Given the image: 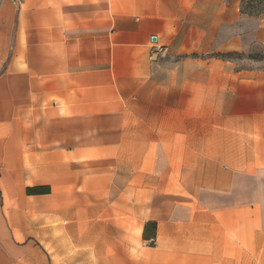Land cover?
Segmentation results:
<instances>
[{
  "label": "crops",
  "instance_id": "1",
  "mask_svg": "<svg viewBox=\"0 0 264 264\" xmlns=\"http://www.w3.org/2000/svg\"><path fill=\"white\" fill-rule=\"evenodd\" d=\"M241 3L0 0V264H253L264 15Z\"/></svg>",
  "mask_w": 264,
  "mask_h": 264
},
{
  "label": "rangeland",
  "instance_id": "2",
  "mask_svg": "<svg viewBox=\"0 0 264 264\" xmlns=\"http://www.w3.org/2000/svg\"><path fill=\"white\" fill-rule=\"evenodd\" d=\"M242 3H243L242 9L244 11H249V10L252 9V11L254 13H256V14H258V13L261 14L262 12L264 13V0H244ZM228 59L232 60V61H241L243 58H242V56L231 55V56H229ZM171 61H172V59H169L167 57H163V58L160 59V64H165V63L171 62ZM75 141H77L76 144H80L81 139L77 138V139H75ZM125 170H127V167L125 168L122 165V171H125ZM129 171H130V168H129ZM121 173H122V176H125V172H121ZM186 176H188V175H186ZM190 178H192V176H190ZM133 188H135V187H129V186H125V185H121V186H117L116 185L115 187L111 188V193H114V194H117V193L131 194V193H133ZM148 188L151 191H152V189H153V191H155L158 187L157 186H150ZM192 188H193L192 186L191 187L186 186L187 190H192ZM150 244L153 245L152 242H150ZM46 247H47V244H46ZM48 251L49 250L47 248V252ZM250 253H251V256H253L252 257L253 258V260H252L253 264H258V256H261V255H262L261 261L264 263V249L263 250L262 249L258 250V249L252 248V246H251ZM63 260H64V257L59 256L58 262L61 263V261H63ZM43 264H49V262L48 261L47 262H43Z\"/></svg>",
  "mask_w": 264,
  "mask_h": 264
},
{
  "label": "trees",
  "instance_id": "3",
  "mask_svg": "<svg viewBox=\"0 0 264 264\" xmlns=\"http://www.w3.org/2000/svg\"><path fill=\"white\" fill-rule=\"evenodd\" d=\"M244 0H242L243 2ZM242 6H243V3H241V8H240V13L243 14V15H246V16H250V17H260L262 15H264V13L260 14H256L251 10L249 11H244L242 9ZM232 54H214L212 55L213 57L215 58H219V59H228L229 56H231ZM50 192V189L48 186H42V187H35V188H28L26 189V194L27 195H45V194H49ZM151 227L152 229L151 230H148V228ZM154 232H155V224L154 223H148L145 227V230H144V233H143V238H147L149 236L147 235H151V236H154ZM148 233V234H147Z\"/></svg>",
  "mask_w": 264,
  "mask_h": 264
},
{
  "label": "built area",
  "instance_id": "4",
  "mask_svg": "<svg viewBox=\"0 0 264 264\" xmlns=\"http://www.w3.org/2000/svg\"><path fill=\"white\" fill-rule=\"evenodd\" d=\"M22 0H15V2H17L18 4L21 2Z\"/></svg>",
  "mask_w": 264,
  "mask_h": 264
},
{
  "label": "water",
  "instance_id": "5",
  "mask_svg": "<svg viewBox=\"0 0 264 264\" xmlns=\"http://www.w3.org/2000/svg\"><path fill=\"white\" fill-rule=\"evenodd\" d=\"M151 40L154 42L155 41V38L153 37Z\"/></svg>",
  "mask_w": 264,
  "mask_h": 264
}]
</instances>
